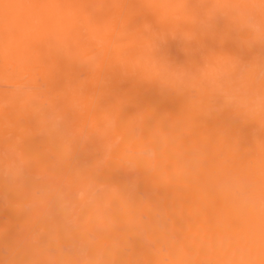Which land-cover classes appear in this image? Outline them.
<instances>
[{"label": "bare ground", "instance_id": "1", "mask_svg": "<svg viewBox=\"0 0 264 264\" xmlns=\"http://www.w3.org/2000/svg\"><path fill=\"white\" fill-rule=\"evenodd\" d=\"M148 2L0 0V167L16 154L28 168L22 184L0 181V264H46V249L60 258V244L49 236L50 225L42 213L28 215L17 208L32 197L34 178L52 166L51 142L39 132L42 119L62 114L71 127L98 135L103 113L115 97L125 96L129 103L117 130L123 147L129 139L125 122L135 111L154 108L182 115V100L162 96L155 86L126 75L146 46L142 22L151 21L157 32L173 28L147 7ZM225 50L238 52L231 42ZM157 54L185 61L178 41L171 38ZM89 56L96 57L98 70L83 63ZM99 79L109 80L107 89L94 86L93 80ZM80 97L87 107L73 110V100ZM231 123L227 115L209 125L194 119L191 130L182 134L184 149L202 148L203 163L190 181L161 189L162 201L152 198L154 209L166 215L167 232L149 248L136 247L139 264H264V222L239 213L220 188L231 175L246 177L257 188L264 184V149L252 141V126H234L238 137L217 134L214 127ZM150 138L146 131L144 139ZM164 159L170 169L168 152ZM105 176L115 183L130 178L115 164ZM152 187L151 178L139 179L140 192L149 193Z\"/></svg>", "mask_w": 264, "mask_h": 264}, {"label": "clouds", "instance_id": "2", "mask_svg": "<svg viewBox=\"0 0 264 264\" xmlns=\"http://www.w3.org/2000/svg\"><path fill=\"white\" fill-rule=\"evenodd\" d=\"M147 7L173 28L157 32L145 19L141 28L148 34L146 46L130 62L126 75L155 86L162 96L182 100L183 113L135 111L126 119L129 139L123 147L117 130L129 103L125 96L115 97L103 113L98 135L71 127L62 114L40 121V134L51 142L52 166L34 178L32 197L17 208L28 215L40 211L49 222V236L60 244V258L46 249V264H139L136 247L149 248L167 232L166 215L154 209L152 198L162 201L161 189L186 183L200 171L202 148L187 150L181 144L194 119L209 125L227 115L232 123L214 127L218 135L238 137L234 126H252V141L264 149V0H149ZM169 38L178 41L184 62L157 54ZM229 42L238 52L225 50ZM83 63L92 71L99 68L94 56ZM93 84L107 89L109 80ZM71 106L87 107L83 97ZM149 122H154L151 128ZM146 131L149 140L144 139ZM165 152L172 158L170 169ZM114 164L128 174L126 182L106 178ZM141 177L152 179L151 192H140ZM27 178L28 168L16 154L0 167V181L9 185ZM220 188L239 213L264 222V184L257 188L248 178L231 175Z\"/></svg>", "mask_w": 264, "mask_h": 264}]
</instances>
